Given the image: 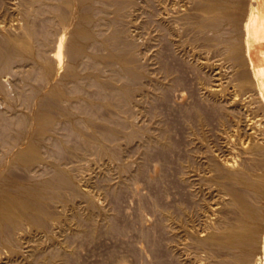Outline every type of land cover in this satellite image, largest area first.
I'll list each match as a JSON object with an SVG mask.
<instances>
[{
	"label": "rangeland",
	"instance_id": "obj_1",
	"mask_svg": "<svg viewBox=\"0 0 264 264\" xmlns=\"http://www.w3.org/2000/svg\"><path fill=\"white\" fill-rule=\"evenodd\" d=\"M1 1L0 2L2 3L3 6H5L7 4L5 6L6 8L5 7L2 8L1 3H0V6H1L0 7V10H1L0 11V21H2L5 17H7V20H5L7 22H3L2 21V22H0L1 25H2V23L7 24L9 22L8 19H10V18L11 19L14 18V17L16 18V15H17V17L21 16L20 13L18 14L16 11L11 9L14 6V3H17V4L20 3V5H17V6H20V8H22V9H25L27 7V4L25 3L26 7H24L25 6L23 4L24 2L21 1L22 2L21 3L20 0H19V2H16L18 0H13L14 3H13L12 0H1ZM147 1H145V0L144 1L143 0L142 1L141 0L140 1H138V0L136 1L135 0L134 2H132L130 4H127L125 6V8H124L125 12L123 10H121V14H122V11H123V13H127V15L126 14L125 15L122 14V15H124V17L122 15L119 16L122 19V20H120V18H119V21H126V22H124V23L123 22H121V23L119 22L120 24L117 21L118 19H116L118 17L116 15V13L114 12V10H115L114 6L113 5L107 6L108 8H106L107 10L105 12L107 14H105V15L106 16L108 15L107 17L111 18V19H108L107 24L108 23L110 24V22H112V23H111L110 27H109V25L107 26V24H106V26H104L105 28L103 27L104 29L101 30L105 35L111 36L110 34H112L113 29H114V31H115V29L116 30L118 29V27H115V26H118V24H119L120 28L117 31L120 32V33H118V38H120L121 41L118 38L116 39L117 44L119 42L118 45L115 44L116 48L118 46H121L120 48H122L126 42L133 43L132 41H134V40L136 41V42L134 41V43H133L134 47H137L139 45L138 43H140L139 47L136 48L137 49L136 51L134 50L135 48H133L134 52H137L136 53L137 55L139 54L138 56H136V58L140 59V62H138L136 60L138 64L136 62H135V64L137 65L136 69L139 70L141 68L139 71H142V72L146 73V75L142 76V78L139 77L141 81L139 80V78H137V79H135L136 81L134 80V83L131 82V84L133 86L131 85L130 99L128 101H126V103H125V101H120L117 98V96H116L117 92L116 91L121 86L127 84V82H128L127 78L123 74L119 75V73L114 71L116 66L113 67L114 65L112 66L110 64H105L106 68H105L104 65L102 66V73L104 75L105 81L107 80L106 82L108 83V85L110 87H111V85H113V86L110 88L108 85H106L107 83H104L103 86L105 88H103V86L102 87L100 86L99 87L100 90H99L97 85H94V86L90 87L89 92L92 93L95 96H97V95L99 96V98L97 96V99L94 98V96L92 98L94 100L95 104H96L97 101H99L96 104L97 106L96 105L95 106H89L88 104H86V106L89 107L88 108L85 105H83L84 103L80 104V102H78V101L75 102L72 105L74 107L73 109L77 110V108H78L77 111H79V114H81L79 123L81 122L82 124L78 123V128L80 130H82V128H83L81 126L84 125L83 124V120L85 121V125H84L85 128H83V130H82L83 131L82 133L83 134L85 133L84 135L88 134L87 137L90 138V137L93 136L92 138H94L95 132L104 130L111 123V126L112 125H113V127L115 126L116 128H114V129L118 130V132H117L118 135L117 136H119V137L116 140V141H118V143L116 141H115L116 143H113L114 141H112V143H109L111 141H109V142L106 141L107 142V143H105L106 145L104 144V147L106 146L105 148L104 147L103 148L99 147L98 145H97L98 146V148H97V147H95L96 146L95 145L96 142L93 143L94 144V146H93V144L85 142L84 141V137H80V136L76 135L72 130L70 131V133L72 134V136H71L70 133H69V129H71V127L68 126V124H66L65 122H64L65 125H64L63 121L60 122V123H63V125L60 124V123L58 125L59 126L58 128H59V131H60V135H62V134L65 135V137L63 135H62V137L65 139V141H67V143H66L67 147L70 148L71 150H69L67 148L70 153L69 152L68 153H66V152L63 153L64 151L58 150V152L59 151L60 152L57 153V151H56V156H58L60 160L62 159L61 161L62 162L64 161L63 162L64 164H66L65 162H67L66 167H68L70 170H72V172L75 171V172H73V174L76 176V178L78 180L81 179L79 182L82 185V187H84V189H86L93 198L94 197H95V199L97 198L99 203L101 202L100 205L103 206L102 208L105 209L104 212L106 214L100 215L97 212V215H96V213H95L96 211L91 206L90 207H91L92 210L90 208H88L89 205H88V207H86L87 206V200H85L86 199L85 197H84V200H82L83 196H81V199H80V195H78V198H79L78 199L76 195H75L76 196V198H75V196L74 195L72 196L70 194V192H69V196H68L67 195L68 191L64 190V195H67L66 198L62 202H57L58 204L60 203L59 207H60L61 210H59V208H57L58 207L57 203H56L57 205L56 204H54V205L51 204V206H53L52 207L53 210L57 211L59 214H61L62 212L65 214L64 215L62 213L60 215V217L64 218V220L62 218L61 219L59 218L60 221L55 219L53 221H55L56 224L53 221H51V224L52 223L53 224L52 225L50 224L49 226H52L50 228L54 232L56 231L55 235L57 237H59L58 240L59 239L62 240L63 244L64 243L65 244L62 245V242H60L61 243L60 246H62V247H60L58 245L56 247V245L51 244L52 241L49 240L48 238H46L45 236L44 237L41 236V237L38 238L39 239L38 241L40 243H42V242H43V244L45 243L44 245H45L46 249L49 248V249H47L46 253L48 251L51 253V250L53 249L52 252H54V253H51V254H57L58 257L56 258L57 260L54 262L55 264H60V263L61 264H63V263L64 264H162V263L163 264H188V263L189 264H206L207 262H208V264H212V263L214 264V262L216 264L217 260H218L217 264H219L220 261L222 260V256H223V258H225L227 256L226 255V251H224L225 253H222L221 250H217V251L215 250V253H214V249H218V247H211V248L208 247L207 248V246H204V245H202L203 248H202V246L200 247V245H197L196 243H193L194 240H193L192 236L189 233L186 232V234H185V231L179 233V231L181 230L180 227L183 226V225H184L183 228L184 227L185 228H189L190 227L191 229H196V226L198 225L197 226V227H199L198 230L201 228L200 230L201 231L203 230L201 232L203 234V233L206 232L205 229H207V231L208 230L211 231L210 229L213 228L215 223L217 225V226L216 225L215 226L220 228V227H223V225L226 222H228V221L232 222L233 219L237 218V214L236 213H235L236 216L232 213V215L235 216V218H234V216L231 217L232 215L231 214L229 215L228 212H227V211H233L232 208H231V210L229 209V207H230L229 205H226L227 204L226 202H228V200H226V199H229L228 204H230V200H231L230 197L231 196L226 194L227 189H224L223 187L227 188L226 186H227V184L229 185L230 179H226V176H223L225 174L224 173V169H221V167H220V169L223 170V171H220L219 167H218V172L217 173H220V176L222 175V177L224 178V180H222L223 178L220 177L219 174H216L217 169H215V166L217 168V164L216 163L219 160L220 161L223 160L221 162H225L226 160H230L232 162L236 161L237 165L239 164V166H238L239 168L245 169V167H243V165H244V166L247 167V171L249 170V172L252 171L253 166H254V162H252V161L249 162L250 159L243 154V151H242L241 148H242L243 145L247 144L246 143L247 141L243 142V140H245V139L249 140L246 136H245L246 137L245 139L243 137H244L245 134H247L245 132H247V131L250 132L251 131L250 129L254 130V128H255L257 130V131L254 130L255 134L256 133L258 134V132L261 131V136H263L262 133H264V127L260 128V126L264 125V121H263L264 120V107L262 106V102L260 100L261 98L259 97L258 94H256L258 92H257V89H255V87H256V85H254L255 83L253 84V77H252V73L250 72L251 68L249 67V64L247 62L246 56L244 57V60H246V61H244L242 59L243 57H240V56L244 55V54H242L243 50H242V53H241L242 55L240 54L239 56L233 55L232 51L228 52L231 49H229L228 51L226 50L227 48L230 47V46H228V47L226 46L229 42H230V44H231V42H233V43H236V44L238 43L239 45L241 44L243 46V42H242V40H243V38H242L243 36L242 35L243 34H241L243 29H242L241 25L237 26V25H235V23L232 20H231L232 21V23H231V21L229 19H225V23H228L227 24L228 26H230L229 24H232L230 28H228V26L226 27V25H221L222 21L224 19L221 21V23L218 22L216 24L218 26L221 25V31L219 29L220 26H219V28H217L218 26H216V25L214 26L213 25L214 26L213 29L211 27H207L208 23L207 22H203L202 20H200L202 17L204 19V16L200 15L201 12L203 13V11H201V8L199 7V5H200L199 1H197V0H193V1L192 0L191 1L190 0H177V2L179 1L178 2L179 4H177L176 0H173V1L171 0V2L177 4V5H175V6H177L176 10H180L181 11V13L183 14V18H187V19H182V20L179 21L180 25L178 24V26H180V28H178L177 26H175L178 23L177 21H174V20L169 21L167 18L163 17L164 15H162V7H160V6L157 7V5H154L155 3L152 0L148 1V3H147ZM163 1H165V0H163ZM232 1H234V0H230L228 2L229 3V8L231 9V11H236V12L238 11V13H239L240 9H242L243 11L246 10L247 9L246 7L249 4V0H244V1L240 0V2H243V3H241V5L243 6L242 7V6L238 5L239 4L238 3L239 0H236V3H234L235 2L234 1L233 2L234 4H231ZM10 2H12V3H10ZM145 2H146V4H145ZM152 2L154 4H152ZM196 2H198V3H196ZM149 3L151 4V6H150ZM180 3H181L182 6L180 5ZM244 3H246V4H244ZM11 4H13V5H11ZM21 4H22V7H21ZM147 4H149V5L147 6ZM193 4H195V5H193ZM10 5H11V7H10ZM172 5H173V7H175L174 4H172ZM236 5H238L240 7V9ZM245 5H246V7H245ZM111 6H113V7H111ZM142 6L144 8H142ZM145 6H147V8ZM9 7H10V10H9ZM111 8H113L112 11L110 10ZM135 8H136V10H135ZM2 10H5V12L8 11V12H6V14L8 16ZM109 10L111 12H109ZM129 10H131V11H129ZM154 10H155V12H154ZM194 11H195L196 14H194ZM197 11H199V13ZM243 11H242V13H243ZM112 12H113L115 17L113 16ZM152 12H154V13H152ZM2 13L4 14V17H3ZM155 13H156L157 16L153 15ZM160 13H161V17L159 16ZM197 13H198V15H197ZM111 14H112V17H111ZM128 14L130 15V17H129ZM199 15H200V17L201 16L202 17L200 18ZM11 16H14V17H11ZM42 16L40 15L39 17H37L38 21H36L35 23H38V22L41 21L38 24H40L43 27L45 24H44V22H42V20L44 21V18ZM125 16L128 17V19L126 18L127 20L126 19L124 20ZM113 17L115 19L114 22H113ZM11 19H10L11 23L9 22L7 24L8 28L6 30L7 31L6 33L10 32V30H12L13 32L15 30V26H14L15 23L12 24L15 19H13V20H11ZM154 19H156L155 22H154ZM158 19H160V20H158ZM129 20H131V21H129ZM183 20H185V21H183ZM160 21L163 22V25L166 24L165 26H168V27H166V29H165L164 26H162V22L160 24ZM190 21H194L195 24H193L192 22L189 23ZM15 22H16V20H15ZM116 22H117V24H116ZM175 22H177V23H175ZM186 22H188V23H186ZM202 23L204 25H202ZM9 24H10V26H9ZM38 24H35L36 27H37L36 30H38V31L42 30V29L45 30V26L46 25L42 28ZM124 24H126V25H124ZM136 24H138L139 26L136 25ZM147 24H148V26H147ZM173 24H174V26H173ZM191 24H193V26ZM57 25L54 27L53 34H55V29H56V31H57L56 33H58V35L56 34L54 36L52 34V37H51V38H53V36H54L53 40H55V41H53L50 38V40H52V42L50 43L49 42L50 40H49L48 43L46 44V46L48 45L49 47L45 46V48L49 51L48 52L49 54L53 51L54 46L56 44V43H53V42L57 41L56 39L58 38V36H59V34L61 32V29H62V26L60 24L58 26ZM197 25H199L200 28ZM3 26L5 27L6 25H3ZM151 26H153V27H151ZM194 26H197V27H194ZM202 26L204 27V30H203ZM223 26H225V27H223ZM235 26H236V28H235ZM107 27H108V30L106 29ZM222 27L226 28V31L228 30L227 32L225 31L224 34L225 33L227 34L229 32L231 33V31H233V30L236 31V32L233 31L235 34L232 32L234 34V38L236 39V41L233 38L231 39V37H232L231 35H233V34L229 33L230 34V35H228L229 37L227 35L222 34L223 31L225 30V29L222 30ZM9 28H10V30H9ZM58 28H60V29H58ZM109 28H111V29H109ZM125 28H126L127 31H125ZM130 28H132V29L129 30ZM174 28H177L178 30L175 29V30H173L174 31L173 32L172 29H174ZM208 28H211V30L214 32L215 35ZM16 29H18V30H16L17 32L20 31L19 28H16ZM147 29H148V31H147ZM154 29H155V31H154ZM161 29H163V30H161ZM106 30H107V32H106ZM110 30H112V32H110ZM122 30H124V32H127V34L126 33L123 34L124 32ZM164 30L166 32H168V33H166ZM180 30H181V33H180ZM237 30H238V32H237ZM16 31L14 32L15 35H14L13 32H11L15 37H18V36L22 35L21 31H20L19 34ZM22 31H23V29H22ZM134 31H136V32H134ZM169 31L173 32V33H171L172 35H169L170 34ZM178 31H179V33H178ZM39 32L41 33L42 31H39ZM195 32H197V33H195ZM205 32L207 34H205ZM211 32H212L213 35L211 34ZM11 33L10 34L8 33V36L14 37V36H12ZM16 33H17V35H16ZM219 33H220V35H219ZM236 33H238V34H236ZM128 34H130V36H128ZM175 34H177V35L175 36ZM210 34L214 38L211 37ZM221 34L223 36H227V38L225 37V40H224L223 39L224 37H222ZM205 35H207V36L209 35V36L205 39V37H204ZM173 36H174L175 40L173 39ZM186 36H187V38H186ZM237 36H239V37H237ZM130 38H132V40H130ZM170 38L172 39L173 42H170V40H171ZM176 38H177V41H176ZM188 38H190V39H188ZM208 38H211V39H209L210 41H208ZM240 38H242L241 43H239L240 42ZM0 39L2 40V38H0ZM136 39H138V40H136ZM146 40H148V41H146ZM195 40H196V42H195ZM213 40H215L216 42H214ZM220 40L222 42H225V43H222ZM187 41H189V42H187ZM1 42H2V44H4L3 40ZM208 42H210V43H208ZM226 42H227V44H226ZM49 43L52 46H50ZM172 43H174V44H172ZM135 44H136V46H135ZM151 45H153V46H151ZM211 45L214 46V47H212ZM221 45L222 46L224 45L223 48H222ZM48 48H50V49H48ZM145 48L148 49V50H146ZM139 49H141V50H139ZM140 54L142 55V57H141ZM181 55H182V57H181ZM236 57H237V59H236ZM230 58H233V59H230ZM240 59H242V60H240ZM13 63L16 64L17 62H13ZM242 63H244V64H242ZM135 64H134V66H136ZM164 64H165V66H164ZM245 64H247V65H245ZM17 65L18 64H16V66ZM146 65H147V67H145ZM16 66L14 65V66H12L11 69H8V71L9 70L13 71V67H15L16 70L14 68V71L12 72L13 74H11L10 71H9L10 73L7 71L8 73L5 72L4 76L2 75V80H4L5 81L4 84L7 85V86L6 85L5 86L7 87V89L9 88L8 92H10L11 94H13V92L15 93V95L13 94L11 96L12 99H13V96H14L13 100H15V101H13L11 99V101H12V102L10 101L11 104H8L10 107L13 104L12 107H11L12 111L10 110V107H8V105H6L7 102L2 97L0 98L1 100L3 99L2 100L3 102L0 100V102L2 104V105L0 104V107H1L0 108V115H1L0 121L1 120L3 121V119H4V121H3L4 125L7 124L5 122H8L9 119L10 120L14 119V117L18 114V111L19 112L22 111L21 109H23V111L25 109L24 113L20 112V113H22L24 115L28 114V113L29 114L30 113L33 114L35 109H37L38 103H39L38 99H36V97L33 98V96H31L30 97L31 100L29 101V103L25 104L27 101L25 102L24 96H25V99H26V93L27 92H23V94H25V95H23V94H21L22 91H20V90L25 86L26 88L24 87V90L28 89L27 91L29 92L30 88H29V86H26V85L23 86L24 82L21 81V78L23 77V75H22L21 71H19V70L22 69V67H19V66L16 67ZM107 66L110 67V68H108ZM111 66H112L113 69H111ZM169 67H171V68L169 69ZM87 70H89V69H87ZM87 70H86V72H87ZM105 70H106V72H105ZM149 70H151V71H149ZM172 70H173V72H172ZM17 71H19V72H17ZM147 72H148V74H147ZM151 72H152V74H151ZM14 73H15V75H14ZM17 73L20 74V75L18 74L17 76H19V77L22 76L21 78L18 77L22 84L19 83L20 81L14 79ZM7 74L12 75L11 77H10V75H8V77H9L8 80H7L8 77L6 76ZM108 74H111V75L108 76ZM147 75H148V77H147ZM110 76L112 78H110ZM153 78H154V81H153ZM242 78H245L244 82H243ZM110 79H113V80H110ZM142 79H143V82H142ZM11 80H12V82L14 84L12 82H9ZM114 80H117V81L119 80V82L116 81L117 82L116 83ZM144 80H145L146 83L144 82ZM151 80H152V82H151ZM241 80H242V82H241ZM108 81H110V82H108ZM111 81L113 82V84H112ZM121 81H123L124 84ZM147 81H148V83H147ZM7 82L12 83V84H9ZM16 82H17V84L18 83L21 84V86H23V87H20V86H19L20 88L17 87L19 84L17 85ZM135 82H137V83L140 82V84L139 83L136 84ZM152 83H153V86H152ZM237 83H239L240 86L237 85ZM10 85H11V87H13V86L15 87L16 86L17 92L19 90L20 93L18 94L16 92V90L14 91L13 88L10 87ZM138 85L139 86L141 85L142 87H137ZM107 86H108V88H107ZM114 86H116V87H114ZM92 87H94L93 89L96 90V92L98 94L93 91ZM159 87H161V88H159ZM240 87L242 88L243 91L241 90ZM109 88L110 89L113 88V89L112 90H108ZM135 88H138V89L135 90ZM91 89H92V91H91ZM132 89H133V91L135 90L138 93H136L134 91L135 95H133L134 92L132 91ZM158 89H160V90H158ZM208 89H209V91H208ZM244 89L246 90V92H245ZM97 90H99V92ZM106 90H107V92H106ZM211 90H213V93H212ZM143 91H147L148 93L144 92L145 93L144 94V93H142ZM214 91H216L215 92L216 94L214 93ZM16 93L18 94V96H17ZM107 93L111 94V96H107ZM140 93H141V95H139ZM10 95H9V97H10ZM21 95L23 96V98H22ZM100 95H102L101 98H103V96H104V98H103L104 100H105V96H106V98L110 99V100L106 99V101H110V103H111L110 106L109 105L103 106V107L101 106L102 103H104L106 101H104L103 99H102L103 102L100 101L101 100L100 99ZM112 95L114 96L113 99H112ZM183 95H185V96H183ZM15 96H16V98H15ZM178 96H179V99H178ZM181 96H182V98H181ZM90 97H91V94H90ZM19 98H20V100H19ZM32 98H33V100H32ZM145 98H147V99H145ZM111 99L114 100V101L112 102ZM241 99H243V100L241 101ZM20 101L21 102L24 101V102L21 103ZM141 101H142V103H141ZM4 102H6L5 103V105H6L5 107L6 108L8 107L9 109H6V108L3 107ZM15 102L18 104V106H16ZM30 102H34V104L30 103ZM35 102L36 103L38 102V103L36 104ZM231 102L232 103L234 102V103L232 104ZM112 103L114 104V106H113ZM14 104H15L16 107L14 106ZM98 104H100L101 107ZM22 105L25 108L22 107ZM74 105L75 106L77 105L76 106L77 108H75ZM126 105H128V106H126ZM129 105H130V107H129ZM28 106L31 109H29ZM98 106H99V108H98ZM116 106H118V107H116ZM79 107H80V110H79ZM94 107H96V108L94 109ZM104 107H105V109H104ZM115 107H116V109H114ZM12 108H15V110L12 109ZM82 108H83V110L84 109L85 110L83 111ZM90 108L94 109V110H90ZM102 108L104 110H102ZM4 109H6V110H4ZM16 109H17V111H16ZM88 109L91 111V113L89 112ZM100 109L102 111H100ZM118 109H119V111H117ZM229 109H230V111H229ZM1 110L3 112H1ZM8 111L9 112L11 111L12 113H8ZM86 111H88V113L91 115V117H90V115L88 113H86ZM92 111H94V112H92ZM98 111L101 112V113L97 114V115H99V116L101 115V116L99 117V116L95 115V117H94V113L96 114V113H98ZM110 111H112V112H110ZM202 111H203V113H202ZM4 112H6V113H4ZM13 113H15L14 116H13ZM20 113H19V115H20ZM92 114H93V116H92ZM113 114H116V115H113ZM85 115H89V117L87 118V116H85ZM104 115H105V118L103 117ZM136 116H138V117H136ZM84 117L86 118V120L88 119L87 120L88 123L92 120L91 124L89 123L90 127L88 126V123H86L87 121L85 120ZM98 117H99V120H98ZM108 117L109 118L112 117L110 119L114 120V121L107 120V119H109ZM119 117H120L121 120L119 119ZM245 117H247V118H245ZM5 118H7V121H5ZM92 118H96L97 120L94 119L95 121L93 122ZM240 118L242 119V120H240L242 123L239 121V124L237 126L238 120ZM104 119L107 120V121L105 120L106 121L105 123L103 122ZM247 119H249V120H247ZM258 119H259V121H258ZM250 120L252 121L251 123H250ZM23 121L24 122H22V130L25 131L26 127H27V119H26V117H25V119ZM108 121L110 122L109 124H108ZM118 121H119V123H118ZM120 121L122 123H120ZM198 121H199V123H198ZM95 122H96L97 126L95 125V126L92 127L91 125H93V123L95 124ZM112 122H113V124H112ZM123 122H124V125H123ZM246 122L248 123V125H247ZM261 122L263 123V125L262 124L260 125ZM115 123L117 125H115ZM252 123H253V125H252ZM258 123H259L260 126L258 125ZM102 124H103V126H102ZM118 124L119 125L122 124L121 125L122 127L118 126ZM241 124H243V125L241 126ZM235 125H236V127H235ZM250 125H251V127H250ZM1 126L2 125H0V129L2 130L3 126L2 127ZM60 126L62 127V130H64V131L60 130ZM100 126H102V127H100ZM139 126H141V127H139ZM247 126H249V127H247ZM252 126L254 128H252ZM91 127H92L93 130L97 127V129H95V132L93 130H91ZM230 127H233V129L230 128ZM242 127H244V128H242ZM85 129H86V131H85ZM135 129H137V130H135ZM237 129L240 130L241 133ZM241 129H245V130H241ZM1 130H0V133L2 134L3 130L2 131ZM66 131H68V132H66ZM89 131H92V132H89ZM133 131H134V133H131L132 134L131 135L130 132H133ZM135 131H137L141 135L138 134ZM254 131H252V133ZM61 132H64V133H61ZM125 132H126V134L128 133L129 135L128 134L126 135ZM234 132L236 134H234ZM65 133H67V134H65ZM136 134H138V135H136ZM255 134L254 133L252 134V135L255 136V137L253 136L252 139L256 138V140H257V138L259 137L260 134H258L257 137H256ZM90 135H92V136H90ZM130 135H131V137H130ZM199 135H200V137H199ZM234 135H236V136H238L240 138L238 139V137H236ZM242 135H243V137H242ZM125 136H127V137H125ZM135 136L138 137V138H135ZM150 137H152V138H150ZM231 137H232V139H231ZM92 138H91V140H92ZM205 138H207V139L205 140ZM216 138H218V139H216ZM4 140H5V136L1 135L0 136V148L3 146ZM151 140H153V141H151ZM214 141H216V142H214ZM225 141H227V142H225ZM77 142H80L82 145L80 143H77ZM216 143H217V145H216ZM239 143H240V145H239ZM75 145H77V146H75ZM109 145L110 146L114 145L116 148L111 146V149H110ZM235 145H236V147H235ZM74 146L76 147V150H73V149H75ZM84 146H85V148L83 149ZM92 146L95 148V150L92 148ZM120 146H122V147H120ZM4 147H5V145L3 146V148L0 149V151H2L4 149ZM7 147L8 146H6L5 149H7ZM13 148H14V146H13ZM13 148L11 146L10 148H8L7 151L10 152ZM78 148H79V150H78ZM81 148H82V150H81ZM107 148L110 149V150L108 151ZM116 149H117V151H116ZM196 149L197 150L199 149V150L197 151ZM102 150H104L105 152L104 151L102 152ZM204 150H206L207 153ZM7 151L5 150L4 153H6ZM71 152H72V155H70ZM0 153H3V152H0ZM4 153L1 154L3 157L7 154V153L6 154H4ZM60 153L62 155H64V158H62V155L59 156ZM68 154L70 155L69 158H67ZM73 154L75 155V157H74ZM76 154H78V155H76ZM112 154H114V156ZM115 154H117V155H115ZM1 155H0V159L1 158L3 159V157ZM65 155H67V156H65ZM76 156H79V157H76ZM117 156L120 157V158H118ZM259 156H260V158H259ZM116 157H117L119 162L116 160ZM261 157H263V159H264L263 155L262 156L258 155V157H257V160L259 159L258 161L260 162L258 164V166L260 164L262 165V166L260 165L262 169H259V171L264 170L263 169L264 168V166H263L264 165V160H261ZM246 158H248L249 160H247ZM69 159H70V161H69ZM121 159H122V161H121ZM214 159L215 160L218 159V161L215 162ZM92 160H93V162H92ZM195 160L197 162H195ZM209 160H211V162ZM199 161H200V163H199ZM243 161L245 162V164L243 163ZM189 162H190V164H188ZM69 163L72 164L73 166L70 165ZM122 163H124L125 166H123ZM118 165H120V166H118ZM248 166L251 167V169H249ZM73 167H74V169H73ZM127 167L129 168V170H128ZM113 168H115V169H113ZM122 168H123V170H122ZM104 169H105V171H104ZM42 170H43L42 172H44L43 175H45L47 173L45 176H47L49 174L50 175L53 174V173H51L52 170H50L49 167H47V168L44 167V169H42ZM45 170H47L48 172L45 171ZM154 170H155V172H154ZM207 170H208V173H207ZM17 171L20 174L23 173V172H21L19 170H16V173H18ZM80 171H82V172H80ZM200 172H202V173H200ZM253 172H255V170ZM128 173H129V176L127 175ZM209 173L212 174L211 175L212 178H210V174ZM132 174H134V175H132ZM194 177H196V178H194ZM197 177H199V178H197ZM197 179L200 182H197ZM186 180H188L189 182L188 181L186 182ZM214 181L216 182V184L214 183ZM192 182H193V184H192ZM221 182L225 183V184L222 185ZM195 185H197V186H195ZM179 188H180V190H179ZM206 189H207V191H206ZM215 190H216V192H215ZM65 191H67V192L65 193ZM187 191H188V193H187ZM218 194H219V196H218ZM71 196L74 197V198H72ZM168 197H170V198H168ZM216 198L219 201H217ZM68 199H69V202L73 201V203L75 205L72 202H70V203L67 202L66 205H65V201H67ZM205 199H207V200H205ZM196 201H198L197 202L198 205L196 204ZM208 201H209L210 204L208 203ZM84 202H86V203H84ZM192 202H194V203H192ZM53 203H55V202H53ZM68 203H69V206H68ZM220 203H223L224 206H221L223 204H220ZM263 203H261L262 206L264 205ZM62 205H64L65 208H64V206L62 207ZM189 205H190V207H189ZM214 205H215V207L217 205H219V206H217V208L219 207L220 208L219 211H222V212L219 213V211L217 209V211H218L217 215H216L217 211H216V213L214 212V214L213 213L211 214V212H209V210H210L209 208H211ZM195 207H196V209H195ZM231 207H232V205H231ZM71 208H72V210H71ZM182 209H183L184 213L182 212ZM263 209H264V206H263ZM154 211H155V213H154ZM171 211H172V214L170 213ZM71 212H72V214H70ZM181 212H182L183 215L179 214ZM190 212H191V214H190ZM205 212H207L206 215L204 214ZM76 213H77V215H76ZM173 213H175V214H173ZM73 214H75V216ZM92 214H95V215H92ZM78 215H80V216L78 217ZM90 215H92V218L91 219H87V218H89L88 216H90ZM99 215L103 216V217H100ZM169 215L171 217H173L177 221H172L173 219L169 218L168 217ZM210 215H212V216H210ZM225 215L228 216V221H227V216H225ZM63 216H65V217H63ZM83 216L84 217L86 216L87 218L86 217L84 218ZM199 216H200V218H199ZM94 217H96V218H94ZM202 217L203 218L205 217V218L202 219ZM102 218H103V220H102ZM93 219L96 220V221H94ZM104 219L106 221H104ZM181 219H184V220H181ZM188 219H190V221ZM210 219H212V220H210ZM224 219L226 221L225 223L223 221ZM65 220H66V222H65ZM87 221H89V222H87ZM92 221L93 222H97V223H93ZM170 221H171V223H170ZM206 221H208V222H206ZM211 221H212V224H211ZM221 221H222V224H221ZM235 221H236V219H235ZM57 222L60 223V225L63 224L62 226H64V228L63 227H59L60 231L57 229L58 226H60ZM61 222H64V223L61 224ZM70 222H73V223L71 224ZM184 222H186L187 224H185ZM190 222L191 223L194 222V223L191 224ZM155 223H156V225H155ZM175 223H176V227L174 225ZM163 224H165V225H163ZM170 224H172V227H171ZM53 225H54V227L56 225L57 228L56 227L53 228ZM185 225H187V226H185ZM210 225H212V226H210ZM173 226H174L175 229L173 228ZM105 227H107V228L105 229ZM202 227H203V229H202ZM210 227H212V228H210ZM131 228H133V229L131 230ZM77 229L79 231H74V230H77ZM176 229H178V230L180 229V230L178 231ZM118 230H119V232H118ZM126 233H128V234H126ZM178 235H180V236H178ZM179 237L181 238V240H180ZM175 238L177 240H175ZM182 239H183V241H182ZM179 241H180V243H179ZM166 243H168V244H166ZM66 244L69 247L68 248L69 250L67 249ZM51 245L54 246L55 250H54L53 246H51ZM48 246H50V247H48ZM65 246H66V248H65ZM191 246H193L194 248L191 247ZM57 248H58V250H57ZM61 248H63V249H61ZM198 248L201 249V250H199ZM206 248L208 250H206ZM56 250L59 253L61 251L60 256L58 255L59 253L55 252ZM63 250L66 253L69 252V254L68 253L65 254V252ZM202 250H204V251H202ZM71 251H72V254H71ZM210 251L213 252V253H211ZM171 254H173V255H171ZM196 254H197L198 257L196 256ZM212 254H214V256ZM62 255H64V256H62ZM210 255H211L212 258L210 257ZM112 256H114V257H112ZM172 256H174V257H172ZM215 256H217V258H215ZM125 257H126V259H125ZM208 257H209V259H208ZM67 258H69V259H67ZM57 261L60 262V263H58ZM67 261H68V263H67ZM69 261H71V262H69Z\"/></svg>",
	"mask_w": 264,
	"mask_h": 264
},
{
	"label": "bare ground",
	"instance_id": "obj_2",
	"mask_svg": "<svg viewBox=\"0 0 264 264\" xmlns=\"http://www.w3.org/2000/svg\"><path fill=\"white\" fill-rule=\"evenodd\" d=\"M1 1V0H0ZM13 1V0H12ZM23 1L24 3V7H26V4H27V7L25 9H22L20 8V6H17V5H20L17 4V3H14V6L11 8L13 9L14 11H16L18 14L20 13L21 16L17 17L16 15V18L14 16H11V17H14V18H10L11 20L15 19L14 22L12 24L15 23V30H18L16 28H19L20 31L22 32V35L18 36V37H15V33L10 30V27L9 30L10 32H8L9 34L11 32L14 33V35L12 34V36L14 37H11V36H8V33H6L7 31V24L11 21L10 19L9 22L7 24H4L2 23V25L0 24V38H2L3 40V43L2 44V40L0 39V98L2 97L6 102H4L3 104V107L6 108L5 106L8 105V104H11V96L15 93L13 92V94H11L10 92H8V89H7V85L4 84V80H2V75L4 76L5 72L8 73L9 71L11 72V74H13L12 72L14 71V68L13 67V71L9 70L8 69H11L12 66H16V64H18L16 67H22L21 70V73L23 75V77H19L17 76L19 73L16 74L15 78L16 80L20 81L19 78H21V81L24 82L23 83V86L26 85V86H29L30 88V91L28 92L27 90L28 89H25L24 90V87L21 86V81L19 83L21 84H16L18 85L17 87H23L20 91H22L21 94H23V92H27L26 93V99H25V96H24V100H25V104L29 103V101L31 100L30 97L33 96V98L36 97V99H38V107L37 109H35L34 113L33 114H22L24 113L23 109H21L22 113H20L18 111V114L14 117V119H9L8 122H5L7 123L6 125L3 124V121L1 122L0 121V125H2V130H3V133L1 134L2 136H5V140H4V143H3V146L5 145L8 146L7 149H4L7 151L8 148H10L12 146H14V148L10 151V152H5V150L3 151H0V152H3L4 154H6L4 157L1 155L3 153H0V155L3 157V159L1 160L0 159V264H55L54 262L57 260L56 258L58 257L57 254H51V253H54L52 252L51 250V253L49 254L48 252L46 253L47 248L45 247V243L43 244L40 243L38 240L39 237L41 236H45L46 238H48L49 240L52 241L51 244H54L58 246L61 245L60 242H62V240H58L59 237H57L55 235V232L50 228L52 226H49L51 224V221L53 220H59L62 218L60 217L61 214H59L57 211L53 210L51 206V204H56L57 202H62L64 201V199L66 198V196L68 195L69 196V192L70 194L73 196H77L78 198V195H80V199H81V196H83L82 200H84V197L86 198L85 200H87V206L89 205L88 208L91 209V207L96 211V215H97V212L98 214L100 215H103V214H106L104 211L105 209L102 208L103 206H101V202L99 203V201L97 200V198L95 199V197L93 198L89 192L84 189V187H82V185L80 184V180H78L76 178V176L73 174V171L70 170L68 167H66L67 165V162H65L66 164H64L58 156H56V151L57 153L58 150H62L64 151L63 153H68L69 150H71L70 148L67 147V141H65V139L62 137V135L65 137L64 134L60 135V131H59V123L61 121H63V123L65 122L66 124H68V126L71 127V129H69V133L70 131L72 130L76 135L80 136V137H84V141L85 142H88L90 144H93L95 143V147L98 148L99 147H104V144L107 143L106 141H111L109 143H112V141H114L113 143H118L117 138L119 136L118 135V130H115L114 128H116L115 126L113 127V125L111 126V123L108 121V124L110 123V125L108 127H106L104 130L102 131H97L95 132V129H97V127L93 130L92 127L96 125V122L95 124L93 123V125H91V130H93L95 132V135H94V138L92 137H87V135H84L82 132L84 125H85V121L83 120V127L82 130H80L78 128V123L80 121V115L79 114V111L78 108L75 106L76 109H73L74 107L72 106L75 102H80V104L84 103L83 105L86 106V104H88L89 106H95L99 101L94 102V100L92 99L93 96L94 98L97 99V96L93 95L92 93L89 92L90 90V87L91 86H94V85H97L98 88L101 86H103L104 83H107L105 81V78H104V75L102 73V66L105 64H110V65H114L113 67H115V72L119 73L120 74H123L126 78H127V84L126 85H123L121 86L116 92V96L117 98L120 100V101H128L130 99V92H131V82L134 83V80L137 79V78H142V76L146 75V73L142 72V71H139L138 69H136L137 65L135 64V62L137 63L140 62V59L139 58H136V56H138L136 53L137 52H134V50L136 51L140 45V43H138L139 45L137 47H134V41H132L133 43H130V42H126L124 44V46L122 48H120L121 46H118L117 48L115 47V44H117L116 42V39L118 38V32L117 30L120 28L119 27V24L121 22H126V21H119V16H121L122 14H126L127 13H123L124 11V8L127 4H130L132 2H134L135 0H20V2ZM137 1V0H136ZM140 1V0H138ZM142 1V0H141ZM144 1V0H143ZM147 1V0H145ZM150 1V0H148ZM147 1V3H148ZM152 4L154 5H157V7H162V15H164L163 17L164 18H167L169 21L171 20H174V21H177L175 23H177V26L178 28H180V26H178L179 24V21L182 20V19H187V18H183V14L181 13L180 10H176V7L175 5L179 4L177 2V4L171 2V0H152ZM173 1V0H172ZM191 1V0H190ZM193 1V0H192ZM199 1L200 5L199 7L201 8V11H203V13L201 12L200 15H203L204 16V19L203 17L201 18L200 15L199 18L200 20H202L203 22H207V27H211L213 29V27L221 21H222V24L221 25H226V27L228 26L227 24L228 23H225V19H229L230 21L232 20L235 25H241L242 26V33L243 34L241 37L243 38H240V42L241 43V40L243 42V46L240 44H236V43H233L231 42L230 44V40L228 41L229 43L227 44L226 42V46H230L229 48H225L227 51L229 49L228 52L232 51V54L235 55V56H239L241 53H242V50H243V53L244 54L243 56H240V57H243L242 59L244 60V57L246 56V59H247V62L249 64V67L251 68V73H252V77H253V84L256 85L255 89H257V92L256 94L259 95V97L261 98V102H262V106L264 107V67H262L259 59H258V56H261L260 54H263L262 56H264V50L261 49L260 45H261V42L262 40H264V9H263V6H264V0H249V4L248 6L245 7L247 8L246 10H242L240 9V6L241 3L243 2H240L239 0V4L236 5L240 11L238 13V11H231V9L229 8V1L230 0H197ZM235 1V2H234ZM231 2V4H234L236 3V0H234ZM242 1V0H241ZM244 1V0H243ZM2 2V1H1ZM0 2V3H1ZM5 2V1H4ZM8 2V1H7ZM16 2H19L16 1ZM234 2V3H233ZM12 3V2H10ZM22 3V2H21ZM26 3V4H25ZM151 3V2H150ZM149 3V4H150ZM198 3V2H196ZM5 4V3H4ZM146 4V2H145ZM147 4V6L149 5ZM175 7H173V5ZM192 4V3H191ZM246 4V3H244ZM243 4V5H244ZM7 5V4H6ZM5 5V6H6ZM13 5V4H11ZM10 5V7H11ZM109 5H113L115 10L114 12L116 13L117 17L116 19H118V26H115V27H118V29L114 31L113 29V32L112 30H110V32H112V34H110L111 36H108V35H105L101 30H103L108 22V19H111V18H108L105 14L106 12V8H108L107 6ZM153 5V6H154ZM181 5V3H180ZM184 5V4H183ZM195 5V4H193ZM1 6L2 8L5 7L2 5L1 3ZM0 6V7H1ZM111 6V7H113ZM144 6V5H143ZM142 6V8H144ZM147 6H145L147 8ZM151 6V4H150ZM182 6V5H181ZM234 6V5H233ZM235 6V7H236ZM10 7H9V10H10ZM21 7H22V4H21ZM23 7V8H24ZM128 7V6H127ZM156 7V6H155ZM154 7V8H155ZM234 7V8H235ZM243 7V6H242ZM241 7V8H242ZM1 8V9H2ZM6 8V7H5ZM110 8V7H109ZM129 8V7H128ZM145 8V9H146ZM113 8H111L110 10L112 11ZM141 9V8H140ZM192 9V8H191ZM196 9V8H195ZM109 10V12H111ZM121 10L122 11V14H121ZM136 10V8H135ZM139 10V9H138ZM150 10V9H149ZM183 10V9H182ZM236 10V9H235ZM1 11V10H0ZM5 14V10H2ZM131 11V10H129ZM147 11V10H146ZM157 11V10H156ZM188 11V10H187ZM243 11V13H242ZM125 12V11H124ZM134 12V11H133ZM155 12V10H154ZM152 12V13H154ZM189 12V11H188ZM199 13V11H197ZM14 13V12H13ZM16 13V14H17ZM129 13V12H128ZM137 13V12H136ZM143 13V12H142ZM151 13V14H152ZM157 13V12H156ZM153 14V15H156ZM190 13V12H189ZM197 13V15H198ZM3 14V13H2ZM15 14V13H14ZM113 14V12H112ZM112 14H111V17H112ZM132 14V13H131ZM145 14V13H144ZM194 14L195 11H194ZM7 15V14H6ZM42 16L44 18V21L42 20V22H44V25L45 26V30L42 29V30H39V31H42L41 33L36 30L37 27L35 24H38V23H35L37 20V17L39 16ZM110 15V14H109ZM124 15H122L124 17ZM129 15V14H128ZM159 15V14H158ZM2 16V15H1ZM8 16V15H7ZM114 16V14H113ZM134 16V15H133ZM132 16V17H133ZM157 16V15H156ZM161 17V13L159 15ZM3 17H4V14H3ZM115 17V16H114ZM114 17H113V22H114ZM122 17V18H123ZM130 17V15H129ZM128 19V17L125 16L124 20L125 19ZM126 19V20H127ZM166 19V20H167ZM7 20V17H5L2 21L3 22H7L5 21ZM120 20H122L120 18ZM150 20V19H149ZM156 19H154V22H155ZM160 20V19H158ZM157 20V21H158ZM190 20V19H189ZM188 20V21H189ZM0 21V22H2ZM131 21V20H129ZM147 21V20H146ZM185 21V20H183ZM195 21V20H194ZM194 21H190L189 23H193L195 24ZM231 21V23H232ZM242 21V22H241ZM135 22V21H134ZM153 22V23H154ZM162 21H160V24H161ZM166 22V21H165ZM164 22V23H165ZM60 24L62 26V29H61V32L58 36V38L56 39L57 41L56 42H53V43H56L55 46H54V49L53 51L49 54L48 50L45 48L46 44L48 43V41L50 40V38L52 37V34H53V31H54V27L57 25V24ZM111 23L110 24L108 23L107 26L109 25V27L111 26ZM122 23V24H123ZM129 23V22H128ZM133 23V22H132ZM136 23V22H135ZM151 23V22H150ZM167 23V22H166ZM173 23V22H172ZM171 23V24H172ZM174 23V24H175ZM181 23V22H180ZM183 23V22H182ZM185 23V22H184ZM188 23V22H186ZM201 23V22H200ZM219 23V24H220ZM224 23V24H223ZM58 24V25H59ZM117 24V22H116ZM134 24V23H133ZM149 24V23H148ZM147 24V26H148ZM170 24V23H169ZM173 24V26H174ZM193 24H191L193 26ZM3 25H6L5 27ZM40 25V24H38ZM57 25V26H58ZM113 25V24H112ZM126 25V24H124ZM138 25V24H136ZM166 25V24H165ZM163 25V22H162V26H164V28L166 29V27L168 26H165ZM180 25V24H179ZM184 25V24H183ZM190 25V26H191ZM202 25H204L202 23ZM214 25V26H213ZM221 25L220 28L218 25L217 28L220 29L221 31ZM230 26H228V28L231 27L232 24H229ZM10 26V24H9ZM41 26V25H40ZM39 26V27H40ZM43 26V27H44ZM122 26V25H121ZM139 26V25H138ZM156 26V25H155ZM199 27V25H197ZM197 26H194V27H197ZM42 27V26H41ZM42 27V28H43ZM104 27V28H103ZM131 27V26H130ZM133 27V26H132ZM150 27V26H149ZM153 27V26H151ZM160 27V26H159ZM186 27V26H185ZM203 27V26H202ZM225 27V26H223ZM222 27V30L225 29L223 31L222 34H224V32L226 31V28H223ZM113 28V27H112ZM124 28V27H123ZM136 28V27H135ZM200 28V27H199ZM198 28V29H199ZM211 28H208L210 31ZM236 28V26H235ZM14 29V28H13ZM23 29V31H22ZM60 29V28H58ZM108 30V27L106 28ZM111 29V28H109ZM122 29V28H121ZM132 28H130L129 30H131ZM143 29V28H142ZM146 29V28H145ZM156 29V28H155ZM154 29V31H155ZM168 29V28H167ZM177 28H174L172 29L175 30ZM185 29V28H184ZM188 29V28H187ZM196 29V28H195ZM207 29V28H206ZM8 30V31H9ZM106 30V32H107ZM134 30V29H133ZM163 30V29H161ZM171 30V29H170ZM178 30V29H177ZM203 30H204V27H203ZM202 30V31H203ZM218 30V29H217ZM20 31H16L18 34L20 33ZM124 32V30H122ZM121 31V32H122ZM125 31L126 28H125ZM138 31V30H137ZM148 31V29H147ZM165 31V30H164ZM168 31V30H167ZM170 32L169 31V35H172L171 33L173 32ZM183 31V30H182ZM193 31V30H192ZM198 31V30H197ZM201 31V32H202ZM219 31V30H218ZM228 31V30H227ZM226 31V32H227ZM234 31V30H233ZM231 31L230 34H233L234 32L236 31ZM56 29H55V34H53L54 36L58 33H56ZM59 32V31H58ZM122 32V33H123ZM136 32V31H134ZM166 32V31H165ZM189 32V31H188ZM200 32V31H199ZM213 32V31H212ZM211 32V34H212ZM233 32V33H232ZM238 32V30H237ZM16 33V35H17ZM127 34V32H124L123 34ZM168 33V32H166ZM179 33V31H178ZM180 33H181V30H180ZM187 33V32H186ZM197 33V32H195ZM210 33V32H209ZM208 33V34H209ZM229 33H225L224 35H230ZM133 34V33H132ZM153 34V33H152ZM165 34V33H164ZM190 34V33H189ZM193 34V33H192ZM205 34H207L205 32ZM210 36L213 37L212 35ZM221 34L222 37H224L223 39L225 40V37L227 38V36H223ZM235 34V33H234ZM234 34L231 35V39H235L234 38ZM238 34V33H236ZM134 35V34H133ZM177 34H175L176 36ZM204 35V34H203ZM215 35V34H214ZM220 35V33H219ZM218 35V36H219ZM53 36V38H54ZM127 36V35H126ZM128 36H130V34H128ZM132 36V35H131ZM140 36V35H139ZM144 36V35H143ZM153 36V35H152ZM168 36V35H167ZM199 36V35H198ZM197 36V37H198ZM209 36V35H208ZM207 35H205V39L208 37ZM240 36V35H239ZM237 36V37H239ZM156 37V36H155ZM169 37V36H168ZM167 37V38H168ZM171 37V36H170ZM178 37V36H177ZM180 37V36H179ZM229 37V36H228ZM53 38H51L53 40ZM154 38V37H153ZM157 38V37H156ZM160 38V37H159ZM187 38V36H186ZM195 38V37H194ZM199 38V37H198ZM214 38V37H213ZM221 38V37H220ZM120 39V38H118ZM141 39V38H140ZM171 39V38H170ZM173 39H174V36H173ZM190 39V38H188ZM204 39V38H203ZM204 39V40H205ZM209 39L211 38H208V41H210ZM238 39V38H237ZM52 40H50L49 42L51 43ZM130 40H132V38H130ZM138 40V39H136ZM168 40V39H167ZM175 40V39H174ZM222 40V39H221ZM220 40V41H221ZM55 41V40H53ZM118 41V40H117ZM121 41V39H120ZM123 41V40H122ZM148 41V40H146ZM176 41H177V38H176ZM183 41V40H182ZM186 41V40H185ZM214 42H216L215 40H213ZM223 41V40H222ZM221 41V42H222ZM236 41V39H235ZM136 42V41H135ZM158 42V41H157ZM170 42H173L172 39L170 40ZM184 42V41H183ZM182 42V43H183ZM189 42V41H187ZM196 42V40H195ZM207 42V41H206ZM219 42V41H218ZM49 43L50 46H52L51 44ZM52 43V44H53ZM154 43V42H153ZM185 43V42H184ZM183 43V44H184ZM210 43V42H208ZM212 43V42H211ZM220 43V42H219ZM222 43H225V42H222ZM119 44V42H118ZM117 44V45H118ZM122 44V43H121ZM174 44V43H172ZM221 44V43H220ZM54 45V44H53ZM142 45V44H141ZM170 45V44H169ZM180 45V44H179ZM48 46V45H47ZM46 46V47H47ZM136 46V44H135ZM153 46V45H151ZM158 46V45H157ZM175 46V45H174ZM212 46V45H211ZM222 46V45H221ZM224 46V45H223ZM222 46V48H223ZM49 47V46H48ZM166 47V46H165ZM171 47V46H170ZM178 47V46H177ZM214 47V46H212ZM133 48H135L133 50ZM46 49V50H45ZM50 49V48H48ZM146 49V48H145ZM216 49V48H215ZM214 49V50H215ZM141 50V49H139ZM138 50V51H139ZM148 50V49H146ZM173 50V49H172ZM180 50V49H179ZM47 51V52H46ZM47 54H46V53ZM146 52V51H145ZM169 52V51H168ZM171 52V51H170ZM179 52V51H178ZM177 53V52H176ZM223 53V52H222ZM49 54V55H48ZM168 54V53H167ZM180 54V53H179ZM184 54V53H183ZM241 54V55H242ZM141 55V54H140ZM164 56V55H163ZM140 57V56H139ZM142 57V55H141ZM153 57V56H152ZM182 57V55H181ZM257 57V59H256ZM139 59V60H138ZM150 59V58H149ZM172 59V58H171ZM230 59H233V58H230ZM237 59V57H236ZM240 59V60H242ZM137 60V61H136ZM177 60V59H176ZM179 60V59H178ZM142 61V60H141ZM246 61V60H244ZM13 62H17L16 64L13 63ZM145 62V61H144ZM152 62V61H151ZM14 65H13V64ZM142 63V62H141ZM168 63V62H167ZM245 63V62H244ZM242 63V64H244ZM134 64L136 66H134ZM138 64V63H137ZM12 65V66H11ZM140 65V64H139ZM247 65V64H245ZM109 66V65H108ZM107 66V67H108ZM111 66V69H113ZM144 66V65H143ZM165 66V64H164ZM27 67V68H26ZM142 67V66H141ZM147 67V65L145 66ZM163 67V66H162ZM181 67V66H180ZM183 67V66H182ZM106 68V66H105ZM110 68V67H108ZM171 67H169L170 69ZM20 69V68H19ZM87 72H86V70ZM174 69V68H173ZM16 70V68H15ZM18 70V69H17ZM145 70V69H144ZM147 70V69H146ZM179 70V69H178ZM8 71V72H7ZM17 71V72H19ZM23 71V72H22ZM151 71V70H149ZM248 71V72H249ZM9 72V73H10ZM16 72V71H15ZM104 72V71H103ZM106 72V70H105ZM104 72V73H105ZM173 72V70H172ZM176 72V71H175ZM249 72V73H250ZM2 73V74H1ZM165 73V72H164ZM248 73V74H249ZM148 74V72H147ZM150 74V73H149ZM152 74V72H151ZM246 74V73H245ZM8 75L10 74H7L6 76L8 77ZM15 75V73H14ZM20 75V74H19ZM111 75V74H108V76ZM247 75V74H246ZM12 75H10L11 77ZM168 76V75H167ZM217 76V75H216ZM19 77V78H18ZM148 77V75H147ZM146 77V78H147ZM109 78V77H108ZM110 78H112L110 76ZM139 78V80H140ZM9 79V77L7 78V80ZM107 79V78H106ZM114 79V78H113ZM113 79H110V80H113ZM236 79V78H235ZM138 80V81H139ZM181 80V79H180ZM243 82L245 80V78H242ZM241 80V82H242ZM115 82L117 80H114ZM136 81V80H135ZM141 81V80H140ZM153 81H154V78H153ZM9 82H12L9 81ZM7 82V83H9ZM15 82V81H14ZM110 82V81H108ZM112 82V81H111ZM119 82V80L117 81ZM116 82V83H117ZM123 83V81H121ZM142 82H143V79H142ZM145 82V80H144ZM152 82V80H151ZM13 83V82H12ZM12 83H9V84H12ZM136 84H140V82H135ZM146 83V82H145ZM148 83V81H147ZM14 84V83H13ZM15 84V85H16ZM91 84V85H90ZM110 84V83H109ZM113 84V82H112ZM121 84V83H120ZM124 84V83H123ZM135 84V85H136ZM155 84V83H154ZM171 84V83H170ZM243 84V83H242ZM6 85V86H5ZM108 85V83L106 84ZM105 85V86H106ZM115 85V84H114ZM117 85V84H116ZM237 85H239V83H237ZM9 86V85H8ZM96 86V87H97ZM109 86V85H108ZM107 86V88H108ZM113 85H111L112 87ZM118 86V85H117ZM133 86V85H132ZM152 86H153V83H152ZM222 86V85H221ZM240 86V85H239ZM242 86V85H241ZM11 87V85H10ZM19 87V88H20ZM110 87V86H109ZM110 87V88H111ZM116 87V86H114ZM137 87H142L141 85L137 86ZM205 87V86H204ZM225 87V86H224ZM13 88V90L17 92V88L16 86L14 87H11ZM18 88V89H19ZM26 88V87H25ZM94 87H92L93 89ZM103 88H105L103 86ZM102 88V89H103ZM108 89V90H112V89ZM118 88V87H117ZM161 88V87H159ZM214 88V87H213ZM220 88V87H219ZM239 88V87H238ZM241 88V87H240ZM88 89V90H87ZM91 89V91H92ZM96 89V88H95ZM134 89V88H133ZM132 89V91H133ZM138 89V88H135V90ZM140 89V88H139ZM144 89V88H143ZM150 89V88H149ZM211 89V88H210ZM100 90V88H99ZM99 90H97L99 92ZM105 90V89H104ZM134 90V91H135ZM151 90V89H150ZM149 90V91H150ZM160 90V89H158ZM217 90V89H216ZM226 90V89H225ZM242 90V88H241ZM245 90V89H244ZM10 91V90H9ZM94 92H96V90L93 89ZM133 91V92H134ZM139 91V90H138ZM209 91V89H208ZM212 93H213V90H211ZM224 91V90H223ZM243 91V90H242ZM107 92V90H106ZM109 92V91H108ZM136 93H138L137 91H135ZM135 92L133 95H135ZM148 93L147 91H143L142 93ZM216 91H214L215 93ZM219 92V91H218ZM217 92V93H218ZM238 92V91H237ZM246 92V90H245ZM9 93V94H8ZM18 94L20 93L19 90L17 92ZM16 93V94H17ZM91 94V97H90V94ZM97 93V92H96ZM163 93V92H162ZM11 94V95H10ZM17 94V96H18ZM98 94V93H97ZM145 94V93H144ZM154 94V93H153ZM156 94V93H155ZM216 94V93H215ZM247 94V93H246ZM10 95V97H9ZM25 95V94H23ZM106 95V94H105ZM114 95V94H113ZM112 95V99L114 98V96ZM137 95V94H136ZM141 95V93L139 94ZM149 95V94H148ZM167 95V94H166ZM210 95V94H209ZM208 95V96H209ZM240 95V94H239ZM249 95V94H248ZM22 96V95H21ZM102 95H100V101H102V99L104 98H101ZM107 96H111V94L107 93ZM138 96V95H137ZM143 96V95H142ZM146 96V95H145ZM185 96V95H183ZM141 97V96H140ZM16 98V96H15ZM23 98V96H22ZM32 98V100H33ZM99 98V96H98ZM182 98V96H181ZM180 98V99H181ZM2 99V100H3ZM13 99H14V96H13ZM12 99V100H13ZM106 99H109V98H106L105 96V100ZM111 99V100H112ZM139 99V98H138ZM147 99V98H145ZM149 99V98H148ZM178 99H179V96H178ZM212 99V98H211ZM239 99V98H238ZM1 100V99H0ZM1 100V101H2ZM20 100V98H19ZM18 100V101H19ZM23 100V99H22ZM99 100V99H98ZM110 100V99H109ZM140 100V99H139ZM138 100V101H139ZM243 99H241L242 101ZM11 101V102H10ZM15 101V100H13ZM114 100H112L113 102ZM150 101V100H149ZM207 101V100H206ZM239 101V100H238ZM3 102V101H2ZM21 102V101H20ZM24 102V101H22ZM21 102V103H22ZM103 102V101H102ZM108 102V103H107ZM208 102V101H207ZM228 102V101H227ZM6 103V105H5ZM16 103V102H15ZM30 103H33L34 102H30ZM36 103V102H35ZM36 103V104H37ZM128 103V102H127ZM142 103V101H141ZM149 103V102H148ZM215 103V102H214ZM232 103V102H231ZM234 103V102H233ZM232 103V104H233ZM1 104V102H0ZM24 104V105H25ZM35 104V105H36ZM110 101H106L104 103H102V107L103 106H107L109 105L110 106ZM113 104V103H112ZM241 104V103H240ZM2 105V104H1ZM13 105V104H12ZM11 105V107H12ZM21 105V104H20ZM31 105V104H30ZM29 105V106H30ZM100 106V104H98ZM146 105V104H145ZM15 106V104H14ZM13 106V107H14ZM16 106H18V104L16 103ZM15 106V107H16ZM28 106V108H29ZM37 106V105H36ZM80 106V105H79ZM97 106V105H96ZM98 106V108H99ZM100 106V107H101ZM114 106V104H113ZM128 106V105H126ZM212 106V105H211ZM210 106V107H211ZM216 106V105H215ZM261 106V107H262ZM8 107H10L8 105ZM6 108V109H9V108ZM11 107H10V110H11ZM22 107H24L22 105ZM88 107V106H86ZM85 107V108H86ZM118 107V106H116ZM116 107L114 109H116ZM130 107V105H129ZM138 107V106H137ZM141 107V106H140ZM1 108V107H0ZM25 108V107H24ZM27 108V107H26ZM35 108V107H34ZM84 108V107H83ZM82 108V110H83ZM89 108V107H88ZM96 107H94L95 109ZM97 108V109H98ZM144 108V107H143ZM4 109V110H6ZM15 110V108H12ZM31 109V108H29ZM94 109H91L90 110H94ZM105 109V107H104ZM102 108V110H104ZM107 109V108H106ZM129 109V108H128ZM216 109V108H215ZM263 109V108H262ZM3 110V109H2ZM1 110V112H3ZM20 110V109H19ZM28 110V109H27ZM26 110V111H27ZM79 110H80V107H79ZM85 110V109H84ZM83 110V111H84ZM89 110V109H88ZM89 110V112L91 113V111ZM100 109V111H102ZM109 110V109H108ZM130 110V109H129ZM12 111V110H11ZM9 112L8 113H12V112ZM17 111V109H16ZM119 111V109L117 110ZM121 111V110H120ZM127 111V110H126ZM125 111V112H126ZM217 111V110H216ZM230 111V109H229ZM236 111V110H235ZM28 112V111H27ZM31 112V111H30ZM94 112V111H92ZM96 112V111H95ZM104 112V111H103ZM112 112V111H110ZM6 113V112H4ZM7 113V114H8ZM20 113V115H19ZM84 113V112H83ZM86 113H88V111H86ZM101 112L98 111V113H94V117L95 115L97 114H100ZM142 113V112H141ZM195 113V112H194ZM203 113V111H202ZM201 113V114H202ZM227 113V112H226ZM89 114V113H88ZM104 114V113H103ZM123 114V113H122ZM212 114V113H211ZM11 115V114H10ZM15 115V113H13V116ZM83 115V114H82ZM90 115V114H89ZM89 115H85L87 116V118L89 117ZM107 115V114H106ZM113 115H116V114H113ZM127 115V114H126ZM130 115V114H129ZM207 115V114H206ZM250 115V114H249ZM7 116V115H6ZM93 116V114H92ZM99 116V115H97ZM101 116V115H100ZM99 116V117H100ZM119 116V115H118ZM5 117V116H4ZM9 117V116H8ZM7 117V118H8ZM12 117V116H11ZM27 119V127H26V130L23 131L22 130V122H24L23 120ZM91 117V115H90ZM99 117H98V120H99ZM105 118V115L103 116ZM122 117V116H121ZM138 117V116H136ZM200 117V116H199ZM249 117V116H248ZM3 118V117H2ZM7 118H5V121H7ZM10 118V117H9ZM85 118V117H84ZM109 118V117H108ZM112 118V117H110ZM107 119V120H110V121H114V120H111V119ZM226 118V117H225ZM247 118V117H245ZM0 119H1V115H0ZM93 119V122L95 121L94 119L96 118H92ZM120 119V117H119ZM124 119V118H123ZM201 119V118H200ZM238 119V118H237ZM86 120V118H85ZM88 120V119H87ZM86 120V121H87ZM97 120V119H96ZM101 120V119H100ZM106 119H104V123L107 121H105ZM121 120V119H120ZM138 120V119H137ZM242 120L241 118L238 120V123H237V126L239 124V121ZM249 120V119H247ZM261 120V119H260ZM124 121V120H123ZM126 121V120H125ZM136 121V120H135ZM237 121V120H236ZM259 121V119H258ZM264 121V120H263ZM92 120L89 122L91 124ZM204 122V121H203ZM216 122V121H215ZM241 122V121H240ZM252 121L250 120V123ZM63 123H60L63 125ZM64 123V125H65ZM88 123V121L86 122ZM88 123V126L90 127ZM119 123V121H118ZM120 123H122L120 121ZM199 123V121H198ZM212 123V122H211ZM217 123V122H216ZM242 123V122H241ZM247 123V122H246ZM249 123V124H250ZM254 123V122H253ZM252 123V125H253ZM79 124H82L81 122ZM100 124V123H99ZM113 124V122H112ZM139 124V123H138ZM226 124V123H225ZM263 125V123L261 122L260 125ZM25 125V124H24ZM115 125H117L115 123ZM122 125V124H121ZM121 125L118 124V126L122 127ZM123 125H124V122H123ZM127 125V124H126ZM125 125V126H126ZM129 125V124H128ZM234 125V124H233ZM232 125V126H233ZM243 124H241L242 126ZM248 125V123H247ZM259 125V123H258ZM259 125V126H260ZM26 126V125H25ZM87 126V127H88ZM97 126V125H96ZM99 126V125H98ZM103 126V124H102ZM100 126V127H102ZM106 126V125H105ZM117 126V127H118ZM213 126V125H212ZM246 126V125H245ZM99 127V128H100ZM137 127V126H136ZM141 127V126H139ZM152 127V126H151ZM236 127V125H235ZM249 127V126H247ZM251 127V125H250ZM261 127H264L263 126H260ZM225 128V127H224ZM233 129V127H230ZM239 128V127H238ZM244 128V127H242ZM252 128H254L252 126ZM259 128V127H258ZM257 128V129H258ZM65 129V128H64ZM87 129V128H86ZM85 129V131H86ZM101 129V128H100ZM118 129V128H117ZM125 129V128H124ZM145 129V128H144ZM155 129V128H154ZM202 129V128H201ZM236 129V128H235ZM240 129V128H239ZM1 130V129H0ZM1 130V131H2ZM60 130H62V127L60 126ZM123 130V129H122ZM134 130V129H133ZM137 130V129H135ZM141 130V129H140ZM143 130V129H142ZM150 130V129H149ZM238 130V129H237ZM241 130H245V129H241ZM248 130V129H247ZM251 131L250 132H245L247 134H243L242 137L245 139L246 137L249 139V140H243L244 141H247L245 145L242 146V151H243V154L248 157L250 159L249 162H254V166H253V169L255 170V172H253L254 170L252 169V171L249 172V170L247 171V167L243 165V167H245V169H241L239 168V164L237 165L236 161L235 162H232L230 160H226L225 162H221L223 160H215V162H217V168L215 166V169H217L216 171V174H219L220 176V173H217L218 172V167H219V170L220 171H223L221 169H224V175L223 176H226V179H230L229 181V185L227 184V188L223 187L224 189H227L226 191V194L231 196V200H230V204H228L229 202V199H226L228 200V202H226L227 204L226 205H229V209L233 211H227L228 214L232 215V213L236 216L237 214V218H235L234 215H232L231 217L234 216V218L236 219H233V221H228V216H227V221H225V219L223 220L224 221V225L223 227H216V223L215 225L210 228L211 231H207L205 233H201L202 231L196 226V229H191L189 226V228H183V226H179L180 227V231L179 233L181 232H184L185 231V234L186 232L189 233L192 238H193V243H196L197 245H200V247L202 245L204 246H207V248H211V247H218V249H214V253H215V250H221L222 253H225L224 251H226V255L228 256H224L225 258H223L222 256V260L220 261L219 264H264V209H263V206L261 203L264 202V170H261L259 171V169H262L261 166L258 164L260 163L258 160H257V157L258 155H263L264 156V133L263 136H261V131L258 132L259 137L255 139H252L254 135H252L253 133L255 134V131L256 130L254 128L253 129H250ZM260 130V129H259ZM262 130V129H261ZM64 131V130H62ZM120 131V130H119ZM128 131V130H127ZM146 131V130H145ZM154 131V130H153ZM240 131V130H238ZM237 131V132H238ZM252 131H254L252 133ZM257 131V130H256ZM263 131V130H262ZM68 132V131H66ZM89 132H92V131H89ZM93 132V133H94ZM137 132V131H135ZM148 132V131H147ZM146 132V133H147ZM151 132V131H150ZM232 132V131H231ZM230 132V133H231ZM61 133H64V132H61ZM68 133V134H69ZM87 133V132H86ZM131 133H134L133 132H130ZM138 133V132H137ZM149 133V132H148ZM147 133V134H148ZM154 133V132H153ZM209 133V132H208ZM233 133V132H232ZM241 133V131H240ZM252 133V134H251ZM4 134V135H3ZM67 134V133H65ZM91 134V133H90ZM120 134V133H119ZM126 134V132H125ZM124 134V135H125ZM128 134V133H127ZM126 134V135H127ZM140 134V133H138ZM136 134V135H138ZM152 134V133H151ZM197 134V133H196ZM207 134V133H206ZM229 134V133H228ZM234 134H236L234 132ZM258 134L256 133V137L258 136ZM0 135V136H1ZM70 135L72 136V134L70 133ZM69 135V136H70ZM122 135V134H121ZM129 135V134H128ZM132 135V134H131ZM130 135V137H131ZM135 135V134H134ZM141 135V134H140ZM146 135V134H145ZM150 135V134H149ZM202 135V134H201ZM214 135V134H213ZM227 135V134H226ZM75 136V135H74ZM157 136V135H156ZM236 136V135H234ZM246 136V137H245ZM261 136V137H260ZM127 137V136H125ZM141 137V136H140ZM148 137V136H147ZM159 137V136H158ZM200 137V135H199ZM216 137V136H215ZM226 137V136H225ZM238 137V136H236ZM255 137V136H254ZM71 138V137H70ZM94 141H92L91 140ZM135 138H138L135 136ZM152 138V137H150ZM149 138V139H150ZM204 138V137H203ZM209 138V137H208ZM240 137H238L239 139ZM83 139V138H82ZM81 139V140H82ZM158 139V138H157ZM165 139V138H164ZM207 138H205L206 140ZM218 139V138H216ZM232 139V137H231ZM237 139V140H238ZM74 140V139H73ZM123 140V139H122ZM160 140V139H159ZM198 140V139H197ZM204 140V139H203ZM252 140V141H251ZM116 141V142H115ZM148 141V140H147ZM153 141V140H151ZM192 141V140H191ZM196 141V140H195ZM239 141V140H238ZM145 142V141H144ZM165 142V141H164ZM216 142V141H214ZM222 142V141H221ZM227 142V141H225ZM224 142V143H225ZM231 142V141H230ZM242 142V141H241ZM242 142V143H243ZM77 143H80V142H77ZM122 143V142H121ZM192 143V142H191ZM195 143V142H194ZM233 143V142H232ZM241 143V144H242ZM81 144V143H80ZM152 144V143H151ZM203 144V143H202ZM210 144V143H209ZM11 145V146H10ZM69 145V144H68ZM82 145V144H81ZM84 145V144H83ZM87 145V144H86ZM98 145V146H97ZM106 145V144H105ZM121 145V144H120ZM217 145V143H216ZM227 145V144H226ZM240 145V143H239ZM3 146L1 148H3ZM10 146V147H9ZM77 146V145H75ZM74 146V147H75ZM91 146V145H90ZM94 146V144H93ZM92 146V148L95 150V148ZM112 147H115L114 145H111ZM111 146L109 145L110 149H111ZM117 146V145H116ZM158 146V145H157ZM204 146V145H203ZM212 146V145H211ZM232 146V145H231ZM73 147V148H74ZM81 147V146H80ZM106 147V146H105ZM104 147V148H105ZM122 147V146H120ZM147 147V146H146ZM162 147V146H161ZM217 147V146H216ZM236 147V145H235ZM0 148V149H1ZM69 150H68V149ZM85 148V146L83 147V149ZM91 148V147H90ZM91 148V149H92ZM116 148V147H115ZM150 148V147H149ZM230 148V147H229ZM101 149V148H100ZM108 149V148H107ZM108 149V151L110 150ZM113 149V148H112ZM159 149V148H158ZM73 150H76V147L75 149ZM72 150V151H73ZM79 150V148H78ZM82 150V148H81ZM197 150V149H196ZM199 150V149H198ZM197 150V151H198ZM214 150V149H213ZM88 151V150H87ZM104 150H102L103 152ZM117 151V149H116ZM206 153L207 151L204 150ZM215 151V150H214ZM221 151V150H220ZM85 152V151H84ZM105 152V151H104ZM113 152V151H112ZM204 152V153H205ZM224 152V151H223ZM236 152V151H235ZM239 152V151H238ZM70 153V152H69ZM76 153V152H75ZM81 153V152H80ZM99 153V152H98ZM211 153V152H210ZM222 153V152H221ZM237 153V152H236ZM84 154V153H83ZM86 154V153H85ZM147 154V153H146ZM216 154V153H215ZM223 154V153H222ZM228 154V153H227ZM238 154V153H237ZM62 155L61 153L59 154V156ZM72 155V152L71 154ZM68 154L65 155L67 156V158H69L70 156ZM74 155V154H73ZM78 155V154H76ZM81 155V154H80ZM79 155V156H80ZM111 155V154H110ZM114 156V154H112ZM117 155V154H115ZM205 155V154H204ZM220 155V154H219ZM240 155V154H239ZM79 156H76V157H79ZM95 156V155H94ZM101 156V155H100ZM124 156V155H123ZM214 156V155H213ZM231 156V155H230ZM75 157V155H74ZM83 157V156H82ZM91 157V156H90ZM103 157V156H102ZM118 157V156H117ZM116 157V160L118 161ZM198 157V156H197ZM208 157V156H207ZM206 157V158H207ZM212 157V156H211ZM61 158V157H60ZM62 158H64V155H62ZM71 158V157H70ZM93 158V157H92ZM120 158V157H118ZM205 158V157H204ZM219 158V157H218ZM222 158V157H221ZM232 158V157H231ZM241 158V157H240ZM243 158V157H242ZM248 158H246L247 160H249ZM260 158V156H259ZM191 159V158H190ZM199 159V158H198ZM209 159V158H208ZM235 159V158H234ZM252 159V160H251ZM233 160V159H232ZM261 160H264L263 157H261ZM66 161V160H65ZM70 161V159H69ZM122 161V159H121ZM211 162V160H209ZM93 162V160H92ZM97 162V161H96ZM119 162V161H118ZM195 162H197L195 160ZM238 162V161H237ZM242 162V161H241ZM240 162V163H241ZM73 163V162H72ZM91 163V162H90ZM108 163V162H107ZM200 163V161H199ZM209 163V162H208ZM214 163V162H213ZM212 163V164H213ZM221 163V164H220ZM239 163V162H238ZM243 163L245 164V162L243 161ZM263 163V162H262ZM70 164V163H69ZM110 164V163H109ZM123 166L124 163H122ZM127 164V163H126ZM190 164V162L188 163ZM247 164V163H246ZM72 165V164H70ZM84 165V164H83ZM129 165V164H128ZM205 165V164H204ZM241 165V164H240ZM69 166V165H68ZM73 166V165H72ZM80 166V165H79ZM82 166V165H81ZM120 166V165H118ZM251 166V165H250ZM264 166V165H263ZM44 167H49L50 170H52L51 173L53 174H49L47 176L43 175L44 172H42L44 169ZM205 167V166H204ZM221 167V169H220ZM242 167V168H243ZM249 167V166H248ZM252 167V166H251ZM251 167H249V169H251ZM71 168V167H70ZM81 168V167H80ZM119 168V167H118ZM128 168V167H127ZM195 168V167H194ZM213 168V167H212ZM74 169V167H73ZM88 169V168H87ZM115 169V168H113ZM121 169V168H120ZM119 169V170H120ZM207 169V168H206ZM264 169V168H263ZM16 170H19L21 172H23L22 174H20L18 171V173H16ZM82 170V169H81ZM108 170V169H107ZM118 170V169H117ZM123 170V168H122ZM129 170V168H128ZM246 170V171H245ZM47 171V170H45ZM83 171V170H82ZM80 171V172H82ZM105 171V169H104ZM127 171V170H126ZM143 171V170H142ZM189 171V170H188ZM191 171V170H190ZM214 171V170H213ZM219 171V172H220ZM257 171V172H256ZM42 172V173H41ZM48 172V171H47ZM90 172V171H89ZM107 172V171H106ZM111 172V171H110ZM114 172V171H113ZM120 172V171H119ZM155 172V170H154ZM193 172V171H192ZM196 172V171H195ZM85 173V172H84ZM88 173V172H87ZM117 173V172H116ZM202 173V172H200ZM207 173H208V170H207ZM211 173V172H210ZM209 173V174H210ZM103 174V173H102ZM110 174V173H109ZM119 174V173H118ZM183 174V173H182ZM195 174V173H194ZM215 174V175H216ZM104 175V174H103ZM106 175V174H105ZM129 176V173L127 174ZM134 175V174H132ZM181 175V174H180ZM186 175V174H185ZM212 174H210V178H212L211 176ZM85 176V175H84ZM83 176V177H84ZM107 176V175H106ZM119 176V175H118ZM125 177V176H124ZM200 177V176H199ZM197 177V178H199ZM218 177V176H217ZM216 177V178H217ZM222 177V175L220 176ZM119 178V177H118ZM128 178V177H127ZM196 178V177H194ZM193 178V179H194ZM201 178V177H200ZM223 178V177H222ZM89 179V178H88ZM87 179V180H88ZM122 179V178H121ZM187 179V178H186ZM124 180V179H123ZM129 180V179H128ZM202 180V179H201ZM211 180V179H210ZM215 180V179H214ZM224 180V178L222 179ZM86 181V180H85ZM188 180H186L187 182ZM221 181V180H220ZM90 182V181H89ZM118 182V181H117ZM131 182V181H130ZM133 182V181H132ZM189 182V181H188ZM197 182H200L198 181L197 179ZM202 182V181H201ZM218 182V181H217ZM84 183V182H83ZM209 183V182H208ZM214 183L216 184V182L214 181ZM222 183V182H221ZM182 184V183H181ZM193 184V182H192ZM196 184V183H195ZM201 184V183H200ZM204 184V183H203ZM225 184V183H222V185ZM87 185V184H86ZM85 185V186H86ZM126 185V184H125ZM198 185V184H197ZM195 185V186H197ZM211 185V184H210ZM188 186V185H187ZM193 186V185H192ZM203 186V185H202ZM213 186V185H212ZM211 186V187H212ZM220 186V185H219ZM170 187V186H169ZM175 187V186H174ZM216 187V186H215ZM222 187V186H221ZM218 188V187H217ZM222 188V189H223ZM137 189V188H136ZM201 189V188H200ZM205 189V188H204ZM64 190H67L65 191V193L67 192L68 194L67 195H64ZM91 190V189H90ZM180 190V188H179ZM198 190V189H197ZM218 190V189H217ZM193 191V190H192ZM202 191V190H201ZM207 191V189H206ZM170 192V191H169ZM183 192V191H182ZM181 192V193H182ZM195 192V191H194ZM197 192V191H196ZM199 192V191H198ZM214 192V191H213ZM216 192V190H215ZM219 192V191H218ZM224 192V191H223ZM91 193V192H90ZM177 193V192H176ZM188 193V191H187ZM166 194V193H165ZM191 194V193H190ZM221 194V193H220ZM176 195V194H175ZM192 195V194H191ZM205 195V194H204ZM226 195V196H227ZM65 196V197H64ZM71 196V197H72ZM75 196V198H76ZM178 196V195H177ZM207 196V195H206ZM219 196V194H218ZM224 196V195H223ZM210 197V196H209ZM213 197V196H212ZM215 197V196H214ZM74 198V197H72ZM71 198V199H72ZM170 198V197H168ZM189 198V197H188ZM226 198V197H225ZM79 199V198H78ZM100 199V198H99ZM181 199V198H180ZM199 199V198H198ZM217 199V198H216ZM178 200V199H177ZM195 200V199H194ZM200 200V199H199ZM204 200V199H203ZM207 200V199H205ZM75 201V200H74ZM188 201V200H187ZM215 201V200H214ZM217 201H219L217 199ZM55 202V203H53ZM69 202V199L67 201H65V205L66 203ZM73 203V201H70ZM69 202V203H70ZM76 202V201H75ZM83 202V201H82ZM170 202V201H169ZM168 202V203H169ZM179 202V201H178ZM177 202V203H178ZM198 201H196V204H197ZM212 202V201H211ZM223 202V201H222ZM64 203V202H63ZM69 203H68V206H69ZM86 203V202H84ZM119 203V202H118ZM185 203V202H184ZM194 203V202H192ZM209 203V201H208ZM58 204V203H57ZM56 204V205H57ZM60 204V203H59ZM59 204H58V207L59 210L60 207H59ZM74 204V203H73ZM78 204V203H77ZM156 204V203H155ZM176 204V203H175ZM210 204V203H209ZM220 204H223V203H220ZM264 204V203H263ZM75 205V204H74ZM83 205V204H82ZM167 205V204H166ZM180 205V204H179ZM198 205V204H197ZM61 206V205H60ZM64 205H62L63 207ZM77 206V205H76ZM75 206V207H76ZM91 206V207H90ZM200 206V205H199ZM211 206V205H210ZM219 206V205H217ZM217 206L215 207L212 206L211 208H209V212H211V214L214 212L216 213L217 209L219 211V207L217 208ZM221 206H224L221 205ZM61 207V208H62ZM155 207V206H154ZM157 207V206H156ZM170 207V206H169ZM185 207V206H184ZM190 207V205H189ZM206 207V206H205ZM65 208V206H64ZM77 208V207H76ZM181 208V207H180ZM188 208V207H187ZM228 208V207H227ZM56 209V208H55ZM63 209V208H62ZM74 209V208H73ZM89 209V210H90ZM104 209V210H103ZM184 209V208H183ZM183 209H182V212H183ZM196 209V207H195ZM205 209V208H204ZM58 210V211H59ZM72 210V208H71ZM85 210V209H84ZM92 210V209H91ZM157 210V209H156ZM172 210V209H171ZM189 210V209H188ZM193 210V209H192ZM200 210V209H199ZM226 210V209H225ZM159 211V210H158ZM196 211V210H195ZM203 211V210H202ZM218 211L216 213V215L218 214ZM235 211V212H234ZM66 212V211H65ZM77 212V211H76ZM87 212V211H86ZM92 212V211H91ZM179 213V214H182ZM187 212V211H186ZM208 212V213H209ZM222 212V211H219V213ZM224 212V211H223ZM88 213V212H87ZM93 213V212H92ZM155 213V211H154ZM169 213V212H168ZM167 213V214H168ZM172 214V211L170 212ZM169 213V214H170ZM176 213V212H175ZM173 213V214H175ZM184 213V212H183ZM236 213V214H235ZM64 214V213H63ZM72 214V212L70 213ZM80 214V213H79ZM89 214V213H88ZM91 214V213H90ZM189 214V213H188ZM191 214V212H190ZM205 215L207 214V212L204 213ZM65 215V214H64ZM68 215V214H67ZM75 216V214H73ZM77 215V213H76ZM92 215H95V214H92ZM92 215L88 216L89 218H86L87 219H91L92 218ZM99 215V216H100ZM183 215V214H182ZM209 215V214H208ZM72 216V215H71ZM73 216V217H74ZM80 215H78L79 217ZM186 216V215H185ZM184 216V217H185ZM195 216V215H194ZM212 216V215H210ZM220 216V215H219ZM224 216V215H223ZM65 217V216H63ZM77 217V216H76ZM84 217V216H83ZM84 217V218H85ZM100 217H103V216H100ZM107 217V216H106ZM169 218H172L173 220L172 221H177L175 220L173 217H171L170 215L168 216ZM190 217V216H189ZM193 217V216H192ZM197 217V216H196ZM208 217V216H207ZM60 218V219H59ZM96 218V217H94ZM105 218V217H104ZM182 218V217H181ZM200 218V216H199ZM205 218V217H204ZM202 217V219H204ZM64 220V218H62ZM66 219V218H65ZM73 219V218H72ZM100 219V218H99ZM98 219V220H99ZM106 219V218H105ZM104 219V221H106ZM108 219V218H107ZM144 219V218H143ZM191 219V218H190ZM190 219H188L190 221ZM214 219V218H213ZM217 219V218H216ZM84 220V219H83ZM94 220V219H93ZM103 220V218H102ZM166 220V219H165ZM181 220H184V219H181ZM180 220V221H181ZM193 220V219H192ZM191 220V221H192ZM206 220V219H205ZM212 220V219H210ZM215 220V219H214ZM219 220V219H218ZM90 221V220H89ZM87 221V222H89ZM96 221V220H94ZM103 221V222H104ZM194 221V220H193ZM55 223V221H53ZM66 222V220H65ZM81 222V221H80ZM93 222V221H92ZM99 222V221H98ZM109 222V221H108ZM168 222V221H167ZM183 222V221H182ZM208 222V221H206ZM58 223V222H57ZM64 223V222H61V224ZM68 223V222H67ZM71 224L73 222H70ZM93 223H97V222H93ZM162 223V222H161ZM171 223V221H170ZM180 223V222H179ZM185 224H187L186 222H184ZM191 223V222H190ZM194 223V222H192ZM191 223V224H192ZM197 223V222H196ZM200 223V222H199ZM205 223V222H204ZM210 223V222H209ZM53 224V223H52ZM51 224V225H52ZM56 224V223H55ZM60 225V223H58ZM87 224V223H86ZM108 224V223H107ZM206 224V223H205ZM211 224H212V221H211ZM218 224V223H217ZM221 224H222V221H221ZM63 225V224H62ZM57 226L55 225V227L59 230V227H63L64 226ZM67 225V224H66ZM80 225V224H79ZM89 225V224H88ZM136 225V224H135ZM156 225V223H155ZM165 225V224H163ZM171 227H172V224H170ZM175 227H176V223L174 224ZM180 225V224H179ZM182 225V224H181ZM194 225V224H193ZM95 226V225H94ZM115 226V225H114ZM178 226V225H177ZM187 226V225H185ZM212 226V225H210ZM222 226V225H221ZM54 225H53V228H55ZM78 227V226H77ZM81 227V226H80ZM126 227V226H125ZM165 227V226H164ZM195 227V226H194ZM83 228V227H82ZM107 227H105L106 229ZM174 228V226H173ZM172 228V229H173ZM178 228V227H177ZM73 229V228H72ZM75 229V228H74ZM88 229V228H87ZM90 229V228H89ZM95 229V228H94ZM127 229V228H126ZM133 228H131L132 230ZM171 229V228H170ZM175 229V228H174ZM184 229V230H183ZM203 229V227H202ZM66 230V229H65ZM60 231V230H59ZM62 231V230H61ZM74 231H79L78 229L77 230H74ZM90 231V230H89ZM114 231V230H113ZM121 231V230H120ZM125 231V230H124ZM63 232V231H62ZM88 232V231H87ZM116 232V231H115ZM114 232V233H115ZM119 232V230H118ZM122 232V231H121ZM142 232V231H141ZM86 233V232H85ZM94 233V232H93ZM92 233V234H93ZM96 234V233H95ZM108 234V233H107ZM112 234V233H111ZM119 234V233H118ZM128 234V233H126ZM138 234V233H137ZM154 234V233H153ZM178 234V233H177ZM58 235V234H57ZM88 235V234H87ZM125 235V234H124ZM136 235V234H135ZM148 235V234H147ZM130 236V235H129ZM180 236V235H178ZM187 236V235H186ZM189 236V235H188ZM61 237V236H60ZM92 237V236H91ZM112 237V236H111ZM175 237V236H174ZM183 237V236H182ZM62 238V237H61ZM70 238V237H69ZM149 238V237H148ZM166 238V237H165ZM168 238V237H167ZM180 238V237H179ZM186 238V237H185ZM190 238V237H189ZM66 239V238H65ZM150 240V239H149ZM159 240V239H158ZM175 240H177L175 238ZM181 240V238H180ZM186 240V239H185ZM42 241V240H41ZM44 241V240H43ZM50 241V242H51ZM174 241V240H173ZM183 241V239H182ZM148 242V241H147ZM161 242V241H160ZM170 242V241H169ZM190 242V241H189ZM188 242V243H189ZM180 243V241H179ZM65 244V243H64ZM63 242H62V245H64ZM123 244V243H122ZM126 244V243H125ZM149 244V243H148ZM155 244V243H154ZM168 244V243H166ZM178 244V243H177ZM192 244V243H191ZM48 245V244H47ZM193 245V244H192ZM53 246V245H51ZM67 246V244H66ZM65 246V248H66ZM73 246V245H72ZM154 246V245H153ZM179 246V245H178ZM186 246V245H185ZM50 247V246H48ZM62 247V246H60ZM152 247V246H151ZM181 247V246H180ZM188 247V246H187ZM193 247V246H191ZM190 247V248H191ZM54 248V246H53ZM59 248V247H58ZM57 248V250H58ZM69 247L67 246V249ZM121 248V247H120ZM173 248V247H172ZM194 248V247H193ZM192 248V249H193ZM203 248V246H202ZM206 248V250H208ZM63 249V248H61ZM79 249V248H78ZM115 249V248H114ZM118 249V248H117ZM126 249V248H125ZM124 249V250H125ZM178 249V248H177ZM187 249V248H186ZM191 249V250H192ZM199 249V248H198ZM55 250V248H54ZM57 250L55 252H57ZM65 250V249H64ZM63 250V251H64ZM69 250V249H68ZM183 250V249H182ZM190 250V251H191ZM195 250V249H194ZM201 250V249H199ZM60 251V250H59ZM62 251V252H63ZM66 251V250H65ZM64 251V252H65ZM184 251V250H183ZM204 251V250H202ZM63 252V253H64ZM187 252V251H186ZM195 252V251H194ZM211 252V251H210ZM209 252V253H210ZM220 252V251H219ZM59 253V252H57ZM61 253V251H60ZM60 253L58 254L60 256ZM62 253V254H63ZM69 254V252H67ZM65 252V254H67ZM114 253V252H113ZM160 253V252H159ZM197 253V252H196ZM208 253V252H207ZM213 253V252H211ZM71 254H72V251H71ZM121 254V253H120ZM123 254V253H122ZM114 255V254H113ZM116 255V254H115ZM125 255V254H124ZM173 255V254H171ZM206 255V254H205ZM209 255V254H208ZM207 255V256H208ZM214 256V254H212ZM216 255V254H215ZM224 255V254H223ZM64 256V255H62ZM161 256V255H160ZM197 256V254H196ZM220 256V257H221ZM114 257V256H112ZM174 257V256H172ZM189 257V256H188ZM198 257V256H197ZM201 257V256H200ZM211 257V255H210ZM121 258V257H120ZM212 258V257H211ZM215 258H217V256H215ZM59 259V258H58ZM69 259V258H67ZM126 259V257H125ZM207 259V258H206ZM209 259V257H208ZM184 260V259H183ZM195 260V259H194ZM205 260V259H204ZM216 260V259H215ZM59 261V260H58ZM57 261V262H58ZM64 261V260H63ZM171 261V260H170ZM192 261V260H191ZM197 261V260H196ZM200 261V260H199ZM71 262V261H69ZM80 262V261H79ZM115 262V261H114ZM165 262V261H164ZM184 262V261H183ZM213 262V261H212ZM218 262V260H217ZM216 262V264H217ZM60 263V262H58ZM68 263V261H67ZM116 263V262H115ZM180 263V262H179ZM187 263V262H186ZM195 263V262H194ZM61 264V263H60ZM64 264V263H63ZM163 264V263H162ZM189 264V263H188ZM208 264V262L206 263ZM213 264V263H212ZM215 264V262H214Z\"/></svg>",
	"mask_w": 264,
	"mask_h": 264
},
{
	"label": "crops",
	"instance_id": "obj_3",
	"mask_svg": "<svg viewBox=\"0 0 264 264\" xmlns=\"http://www.w3.org/2000/svg\"><path fill=\"white\" fill-rule=\"evenodd\" d=\"M264 9V6H263ZM261 49L264 50V40H262L261 45H260ZM261 56H258V59L262 65V67H264V56H262L263 54H260ZM257 59V57H256Z\"/></svg>",
	"mask_w": 264,
	"mask_h": 264
}]
</instances>
